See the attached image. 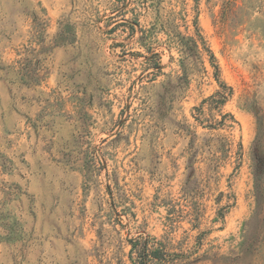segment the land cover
Segmentation results:
<instances>
[{"label":"rangeland","instance_id":"1","mask_svg":"<svg viewBox=\"0 0 264 264\" xmlns=\"http://www.w3.org/2000/svg\"><path fill=\"white\" fill-rule=\"evenodd\" d=\"M142 261L264 264V0H0V264Z\"/></svg>","mask_w":264,"mask_h":264},{"label":"trees","instance_id":"2","mask_svg":"<svg viewBox=\"0 0 264 264\" xmlns=\"http://www.w3.org/2000/svg\"><path fill=\"white\" fill-rule=\"evenodd\" d=\"M189 44L191 45L190 48L188 47V49L191 51L192 50V47H194L196 50L198 49V44H197V41L192 38L190 41H189ZM207 51H210L209 49H207ZM212 56V54H211ZM213 57V56H212ZM216 99V103L218 104H224V102L226 101L227 99V96H226V93L225 92H221V91H218L215 95L211 96L209 98V100H214ZM233 118V116H232ZM257 152L258 150L256 151L255 150V153L253 154V161L255 162V191H256V201H257V205L260 204L261 202V194H262V180H261V175L260 173H258V163L259 160H258V155H257ZM154 254L153 255H156V252H153ZM139 264H145V262H139Z\"/></svg>","mask_w":264,"mask_h":264}]
</instances>
